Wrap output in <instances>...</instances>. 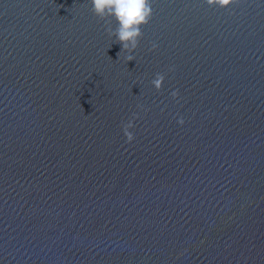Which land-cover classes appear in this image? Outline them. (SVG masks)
Returning <instances> with one entry per match:
<instances>
[{"label":"water","instance_id":"water-1","mask_svg":"<svg viewBox=\"0 0 264 264\" xmlns=\"http://www.w3.org/2000/svg\"><path fill=\"white\" fill-rule=\"evenodd\" d=\"M151 3L0 0V264H264V0Z\"/></svg>","mask_w":264,"mask_h":264},{"label":"clouds","instance_id":"clouds-1","mask_svg":"<svg viewBox=\"0 0 264 264\" xmlns=\"http://www.w3.org/2000/svg\"><path fill=\"white\" fill-rule=\"evenodd\" d=\"M89 2L92 14L103 22L107 35L110 38H114L113 43L122 45L117 56L120 57V53L123 52L125 53L126 62L135 60L134 53L144 36L142 29L153 17L154 10L151 0H89ZM205 2L209 7L225 8L237 3V0H205ZM113 21H115V27H113ZM158 47L157 43L152 42L149 51H155ZM168 71L174 72L175 67H169ZM164 80L165 73L158 72L155 74L151 84L157 91H160ZM171 96L176 99L179 96V90L172 91ZM137 107L144 110L142 105ZM139 118V113L133 112L128 121L122 123V131L126 138L125 142L128 144H131L136 139L131 129L135 127V121ZM177 123L183 126L185 123L184 118L180 117Z\"/></svg>","mask_w":264,"mask_h":264}]
</instances>
